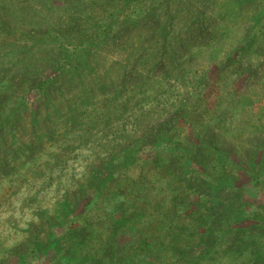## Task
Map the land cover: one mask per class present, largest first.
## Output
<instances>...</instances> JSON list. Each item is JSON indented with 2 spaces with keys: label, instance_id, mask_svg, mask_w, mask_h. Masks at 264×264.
Returning <instances> with one entry per match:
<instances>
[{
  "label": "rangeland",
  "instance_id": "obj_1",
  "mask_svg": "<svg viewBox=\"0 0 264 264\" xmlns=\"http://www.w3.org/2000/svg\"><path fill=\"white\" fill-rule=\"evenodd\" d=\"M0 264H264V0H0Z\"/></svg>",
  "mask_w": 264,
  "mask_h": 264
}]
</instances>
